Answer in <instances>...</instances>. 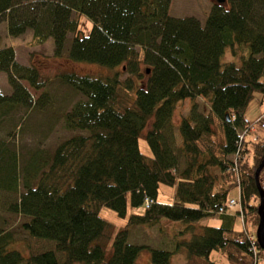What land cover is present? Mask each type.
<instances>
[{"label": "trees", "instance_id": "obj_1", "mask_svg": "<svg viewBox=\"0 0 264 264\" xmlns=\"http://www.w3.org/2000/svg\"><path fill=\"white\" fill-rule=\"evenodd\" d=\"M170 2L0 0L9 34L31 29V44L51 37L60 54L71 33L70 58L113 70L56 75L84 97L63 111L65 126L81 132L53 149L30 150L22 161L14 144L0 138V208L7 203L35 242L49 243L25 254L14 245L13 230L0 226V264H136L145 247L147 264H170L178 248L185 250L182 264H220L212 250L222 251L228 264H264V249L246 225L248 215L256 226L259 219L255 173L264 127L256 131L245 113L254 92H264V0L214 1L203 24L192 15H171ZM81 15L93 23L88 33L80 28ZM0 71L11 85L9 92L0 87L2 120L17 105L31 104L20 79L36 89L46 80L36 66L16 60L1 34ZM186 99L188 112L175 122V108ZM141 136L150 155L140 149ZM258 177L264 189V167ZM161 184L173 187L170 202L158 200ZM234 186L240 202L232 213L227 200ZM129 205L143 210L128 213ZM101 206L126 223L113 229ZM241 212L244 223L236 228ZM211 215L221 223L193 229ZM164 218L190 231L176 251L128 241L131 226Z\"/></svg>", "mask_w": 264, "mask_h": 264}, {"label": "rangeland", "instance_id": "obj_2", "mask_svg": "<svg viewBox=\"0 0 264 264\" xmlns=\"http://www.w3.org/2000/svg\"><path fill=\"white\" fill-rule=\"evenodd\" d=\"M216 0H171L169 13L174 16L197 17L203 24L207 14ZM79 24L82 32L88 33L92 27V21L84 16H79ZM0 34L2 41L6 44H12L15 49L16 60L22 64L34 65L40 72L42 79H45V85L41 88H34L26 79H20L21 83L27 88L31 96V104L28 106L17 105L11 111L10 115L0 120V138H5L14 144L19 150L22 161H26L30 150L36 148L53 149L58 141L69 136L70 134L81 132L78 129H69L65 126L63 111L68 109L71 104L78 98L84 97L80 92L74 90L68 84L63 83L56 75L64 71H74L77 73H110L113 70L98 63L83 60H74L68 55L69 41L72 36L68 34L64 47L60 54H54L53 40L49 37L44 43L31 44V29H27L20 35H11L6 28V20H0ZM226 57L229 55L225 54ZM239 59V57H236ZM147 64H141V70L144 72ZM121 70V76L125 77L128 72L121 65L116 67ZM0 87L3 91L9 92L11 85L7 81L6 72L0 71ZM199 107L202 108L204 101L197 98ZM207 107V104H206ZM189 108V100L179 102L175 108L173 119L178 121L182 114H186ZM264 111V92L255 91L254 96L249 101L246 108V116L250 121H254L261 112ZM258 118L252 122L256 131H261L257 124ZM253 126V125H252ZM246 137L252 138L251 134ZM140 149L150 155V148L143 136L139 138ZM173 187L161 184L158 194V200L170 202L172 200ZM229 198H238L239 188L234 186L228 194ZM7 203L0 208V226L12 229L15 234L14 245L28 254L30 246L47 247V241L35 240L21 227L23 216L10 212L6 209ZM239 204L228 205L227 211L235 213ZM143 205L137 207H128V213L132 211L140 212ZM99 213L108 219L113 229H117L127 221V217L119 216L116 211L107 206H101ZM219 215H211L201 219L196 223L193 229H197L200 224L219 225L221 223ZM246 225L256 234V224L252 222V216L246 218ZM234 226L242 227V218L235 215ZM183 231V232H182ZM190 236L189 229L184 230V225L180 221L170 219H161L159 222L147 226L135 224L130 227L128 234L129 242L145 243L150 246H163L173 251L176 247L177 240ZM37 247V248H38ZM150 250L145 247L140 251L136 264L150 263ZM211 258L218 260L220 264H228L226 255L220 250H212ZM185 260V250L178 248V252L171 257L170 264H182Z\"/></svg>", "mask_w": 264, "mask_h": 264}, {"label": "water", "instance_id": "obj_3", "mask_svg": "<svg viewBox=\"0 0 264 264\" xmlns=\"http://www.w3.org/2000/svg\"><path fill=\"white\" fill-rule=\"evenodd\" d=\"M220 3H223L225 0H217ZM264 167V152L261 158V161L258 165V167L256 168V173H255V177H256V182L257 185L259 187V191H260V202L258 204L257 207V212H258V223L256 226V239L257 242L259 244V246L264 249V189L261 188L260 184H259V172L260 170Z\"/></svg>", "mask_w": 264, "mask_h": 264}, {"label": "built area", "instance_id": "obj_4", "mask_svg": "<svg viewBox=\"0 0 264 264\" xmlns=\"http://www.w3.org/2000/svg\"><path fill=\"white\" fill-rule=\"evenodd\" d=\"M257 118L262 120V122H261V126H264V112L261 113ZM257 118H256V119H257ZM239 202H240V201H239V198L236 199V198L231 197V198H229V199L227 200V206H228V205H234V204L239 203ZM223 210H224V208L221 206V207H220V211H223ZM241 215H242V212H241Z\"/></svg>", "mask_w": 264, "mask_h": 264}, {"label": "bare ground", "instance_id": "obj_5", "mask_svg": "<svg viewBox=\"0 0 264 264\" xmlns=\"http://www.w3.org/2000/svg\"><path fill=\"white\" fill-rule=\"evenodd\" d=\"M247 121H248V120H247ZM256 122L261 124L262 120H261V119H258ZM235 168H236V165H235L234 169H235ZM259 184H260V182H259ZM260 186H261V185H260ZM261 188H262V187H261ZM262 189H263V188H262ZM254 263H255V261H254Z\"/></svg>", "mask_w": 264, "mask_h": 264}]
</instances>
